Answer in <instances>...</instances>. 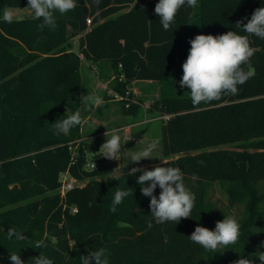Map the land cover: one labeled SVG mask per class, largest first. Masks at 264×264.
I'll return each mask as SVG.
<instances>
[{"label": "trees", "instance_id": "obj_1", "mask_svg": "<svg viewBox=\"0 0 264 264\" xmlns=\"http://www.w3.org/2000/svg\"><path fill=\"white\" fill-rule=\"evenodd\" d=\"M136 1L100 0L97 5L76 0L74 10L54 13V29H40L41 19H2L6 7L27 5V0H0V264H11L10 253L19 254L24 264H34L39 255L53 264H81L82 255L99 248L106 249L108 264H233L239 258L260 264L264 39L249 37L255 75L239 86L238 95L193 106L189 89L179 81L191 39L228 31L245 35L236 23L250 18L264 0H198L195 8L179 9L168 31L154 12L159 0H148L138 10ZM68 25L80 34L77 52L66 49ZM83 61L111 64L118 76L112 88L123 97L131 96L128 85L134 81L159 82L162 109L171 115L164 150L180 157L156 165L181 169L196 197L191 218L177 225L153 221L149 228L150 197L141 194V173L105 182V173L87 167L103 153L98 141L82 137ZM77 111L81 125L67 135H54L51 123ZM67 171L83 184L62 197L61 178ZM129 188L133 195L111 212L115 192ZM216 188L227 195L229 209L242 208L240 235L235 244L210 251L188 236L197 225L214 230L217 221L230 215L217 210ZM159 193L157 187L154 194ZM121 222L131 227H119ZM9 228L26 239L9 240ZM37 241L46 247H35Z\"/></svg>", "mask_w": 264, "mask_h": 264}, {"label": "clouds", "instance_id": "obj_2", "mask_svg": "<svg viewBox=\"0 0 264 264\" xmlns=\"http://www.w3.org/2000/svg\"><path fill=\"white\" fill-rule=\"evenodd\" d=\"M99 4L100 0H93ZM188 6L195 8L198 0H159L155 5L154 12L159 17L160 24L165 31L171 29L174 19L180 8ZM77 7L76 0H27L26 8L31 11L35 19H41L38 25L40 29L45 27L55 28L56 19L54 13L63 15ZM15 10L5 8L2 19L7 23L13 22ZM247 19V23H244ZM236 23L245 35L236 31H228L220 35H196L189 41L191 47L187 59L182 64L183 75L179 81L181 88L189 89V95L193 106L202 102L210 103L220 100L224 95H238L239 86L244 85L255 75L250 66V58L254 55L255 49L251 47L249 37L256 36L264 39V6L256 8L250 18L245 17ZM245 65L249 67L245 70ZM85 100L91 104L101 105L103 103L99 96L87 95ZM67 112V111H66ZM82 118L79 111L66 115L51 123L54 135L61 133L67 135L71 129L81 125ZM120 130L112 129L110 138H106L101 145L102 156L108 160H118L121 150ZM105 137L109 132L104 133ZM159 141H152L143 150L131 156V162L139 163L145 159H153L152 153L157 148ZM166 165V161H162ZM203 163L202 161L200 162ZM116 169V168H115ZM114 169V170H115ZM138 176L137 183L140 185L141 194L150 197V216L147 221L148 227H152L153 221L156 224L173 222L176 225L182 219L191 218L195 206V194L186 187L183 173L178 167L156 165L151 170L144 167H133L129 171L130 176ZM159 187V196L155 190ZM133 195L131 188L128 190H117L112 200L110 211L115 213L125 197ZM119 227H131L121 222ZM240 235V224L234 216H224V219L217 221L214 230L197 225L188 238L205 250L215 251L220 247H227L235 244ZM17 240H24L26 237L17 232L14 228L7 230V238L13 237ZM35 247H46L43 241H37ZM11 264H24L19 254L10 253ZM257 259L264 264V252H259ZM81 264H108L106 249L99 248L89 251L80 257ZM34 264H53V261L46 256L39 255L34 258ZM233 264H254L247 258H239Z\"/></svg>", "mask_w": 264, "mask_h": 264}, {"label": "rangeland", "instance_id": "obj_3", "mask_svg": "<svg viewBox=\"0 0 264 264\" xmlns=\"http://www.w3.org/2000/svg\"><path fill=\"white\" fill-rule=\"evenodd\" d=\"M26 4L20 6L8 7L15 10L13 20L19 19H33V14L26 8ZM68 43L66 46L67 51H78V43L80 34L76 33L71 26H67ZM85 63V61H83ZM99 68V67H98ZM83 88L81 97V107L83 112V121L85 118L94 111L96 108L98 114L104 107L110 106L109 102L115 100L118 103L116 116L114 118V128L120 130L122 150L118 158V167L115 171L105 173L101 178L105 182L109 181V177H119L128 174L133 167H151L162 161L168 162L171 159H178V155H167L164 150V127L168 123L171 115L165 113L162 109V93L161 85L157 81L143 80L132 82L128 85V90L131 96L121 98V95L113 90V84L118 78L111 64H104L101 70L95 68L83 67ZM95 89V90H94ZM99 96L103 103L96 107L85 100L87 95ZM126 101L125 106L122 104ZM134 104L135 107L130 105ZM96 112V114H97ZM109 126L100 123L95 129L102 134L100 136H89L88 126H85L82 131L84 141L94 143L98 141L101 145L105 142L106 138L104 133L108 131ZM159 141L157 148L152 153L153 159H145L138 164L131 162V156L136 152L143 150L152 141ZM100 178V179H101ZM82 184V181L79 182ZM213 201L218 205V211H230L229 216H234L237 221L240 219L242 208L229 209L228 197L220 189L216 188L213 193Z\"/></svg>", "mask_w": 264, "mask_h": 264}, {"label": "crops", "instance_id": "obj_4", "mask_svg": "<svg viewBox=\"0 0 264 264\" xmlns=\"http://www.w3.org/2000/svg\"><path fill=\"white\" fill-rule=\"evenodd\" d=\"M107 64V63H101V62H96V61H85L83 64V67H89V68H95L98 72V70H101L102 65ZM99 67V68H98ZM135 83L137 81H134ZM95 90V89H94ZM111 104L110 106L104 107V109H101V111L97 112L96 108L92 113H90L85 120L83 121L82 124V131H84L85 126L90 127L91 129L89 130V136H100L102 133L97 131L95 132V129L99 126L100 123L106 124V126L109 128L108 132L111 134L112 129L114 128V118L116 116V111H118L117 106L118 103L115 100H111L109 102ZM99 105H96L98 107ZM97 112V114H96Z\"/></svg>", "mask_w": 264, "mask_h": 264}, {"label": "built area", "instance_id": "obj_5", "mask_svg": "<svg viewBox=\"0 0 264 264\" xmlns=\"http://www.w3.org/2000/svg\"><path fill=\"white\" fill-rule=\"evenodd\" d=\"M87 23L90 25L92 23L91 19H88L87 20ZM83 58V56H82ZM121 98H124L123 96H121ZM87 167L91 168V169H96V162L95 161H90L87 165ZM62 187L60 188V194L62 197H65L66 194L74 189L75 187L79 186V185H82L80 184L79 180L75 179L74 177H72L69 173V171L63 173L62 175ZM78 210L76 208H74V212H77Z\"/></svg>", "mask_w": 264, "mask_h": 264}, {"label": "water", "instance_id": "obj_6", "mask_svg": "<svg viewBox=\"0 0 264 264\" xmlns=\"http://www.w3.org/2000/svg\"><path fill=\"white\" fill-rule=\"evenodd\" d=\"M147 1L148 0H137L134 5V9L136 10L140 9ZM95 162H96V170L100 173H109L115 171L118 167V163L116 160H108L105 159L103 156L97 158Z\"/></svg>", "mask_w": 264, "mask_h": 264}]
</instances>
